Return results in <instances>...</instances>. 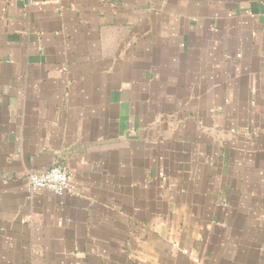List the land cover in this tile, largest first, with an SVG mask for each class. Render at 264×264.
Listing matches in <instances>:
<instances>
[{"label":"crops","instance_id":"crops-1","mask_svg":"<svg viewBox=\"0 0 264 264\" xmlns=\"http://www.w3.org/2000/svg\"><path fill=\"white\" fill-rule=\"evenodd\" d=\"M0 264H264V0H0Z\"/></svg>","mask_w":264,"mask_h":264},{"label":"built area","instance_id":"built-area-1","mask_svg":"<svg viewBox=\"0 0 264 264\" xmlns=\"http://www.w3.org/2000/svg\"><path fill=\"white\" fill-rule=\"evenodd\" d=\"M27 188L30 193L46 189L55 194H63L71 192L73 186L68 169L60 165H54L47 170L29 174Z\"/></svg>","mask_w":264,"mask_h":264}]
</instances>
